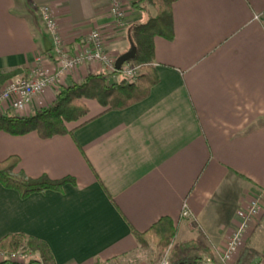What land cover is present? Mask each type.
<instances>
[{
	"label": "crops",
	"instance_id": "0c3cea01",
	"mask_svg": "<svg viewBox=\"0 0 264 264\" xmlns=\"http://www.w3.org/2000/svg\"><path fill=\"white\" fill-rule=\"evenodd\" d=\"M132 2L122 0L118 26L110 0H0V90L38 66L55 71L41 6H50L71 53L99 29L117 59L130 48V26L147 19ZM174 29L173 41L155 39L160 83L146 100L104 113L73 135L0 132V160L18 155V172L74 178L60 191L25 198L0 183V239L40 238L56 264H158L137 258L156 251L141 248L132 228L144 232L169 216L175 242H200L220 259L242 210L264 198V0H178ZM102 72L112 73L99 63L79 66L25 111L3 107L0 114L35 115L52 105L61 86ZM88 106L84 120L103 111L95 101ZM184 206L191 218L182 216ZM261 217L235 264L264 238Z\"/></svg>",
	"mask_w": 264,
	"mask_h": 264
},
{
	"label": "trees",
	"instance_id": "16d2710c",
	"mask_svg": "<svg viewBox=\"0 0 264 264\" xmlns=\"http://www.w3.org/2000/svg\"><path fill=\"white\" fill-rule=\"evenodd\" d=\"M177 1L133 0L132 7L147 17L144 22L131 25L127 33L130 45L133 42L137 47V55L131 62L139 65L142 70L136 81L129 82L123 77L113 81L111 76L122 74L121 70H113L111 74L90 73L80 82L61 86L52 105L35 115L20 116L12 111L0 114V132L11 135L37 132L42 139L73 135L78 128L104 113L125 110L146 100L152 89L160 83L156 67L155 39L157 37L169 41L175 39L174 4ZM88 101H96L103 111L84 120L90 113ZM20 161L18 155L0 160V183L5 188L18 191L22 198L35 192L52 189L60 191L65 184L74 181L72 177L63 179H52L47 175L29 177L17 171ZM132 234L141 248L155 246L161 252L169 248L170 264H204L202 257L191 261L185 259L186 252L195 247H200L215 260L213 252L200 242H175L177 227L169 216L160 218L144 232L132 228ZM17 253H30V256L27 255L24 261L5 258L0 264H56L50 246L40 238L25 233H9L0 239V254L10 256ZM263 258L264 250L261 255L251 258L248 264H262ZM109 264L123 263L117 259Z\"/></svg>",
	"mask_w": 264,
	"mask_h": 264
},
{
	"label": "built area",
	"instance_id": "2783aa9c",
	"mask_svg": "<svg viewBox=\"0 0 264 264\" xmlns=\"http://www.w3.org/2000/svg\"><path fill=\"white\" fill-rule=\"evenodd\" d=\"M110 1V11L115 18L116 24L122 26L125 19L122 0ZM40 12L52 44L51 54L52 62L55 64V71L49 73L42 66H38L27 76H17L10 79L0 90V108L5 107L7 110L15 112L25 111L36 95L42 93L46 88L58 86L64 81L67 74L88 63H99L106 69L111 70V72L116 70L115 60L106 46L102 31L93 29L83 37L77 51L71 53L59 33L57 22L50 6H41ZM140 69L139 65L128 62L122 66V75L127 81L134 82L137 80ZM260 211L261 205H259L257 199L250 202L242 210L241 223L232 233L226 243V247L222 250L220 261L206 257L203 263L235 264V260H237L251 232L252 224L261 216L262 212ZM182 216L185 218L192 217L187 206H184ZM158 264H170V251H167Z\"/></svg>",
	"mask_w": 264,
	"mask_h": 264
},
{
	"label": "rangeland",
	"instance_id": "374dc122",
	"mask_svg": "<svg viewBox=\"0 0 264 264\" xmlns=\"http://www.w3.org/2000/svg\"><path fill=\"white\" fill-rule=\"evenodd\" d=\"M43 21V20H42ZM44 23V22H43ZM46 32H47V30H46ZM47 34H48V32H47ZM51 42V41H50ZM52 45V44H51ZM106 46H107V44H106ZM130 47H131V45H130ZM130 49V48H129ZM128 49V50H129ZM127 50V51H128ZM126 51V52H127ZM51 53H52V51H51ZM51 61H52V54H51ZM119 57V56H118ZM114 60H115V62H116V60L117 59H115L114 58ZM131 62V61H130ZM128 63V62H127ZM134 65H137V64H135V63H133ZM121 71H122V68H121ZM140 71H142V70H140ZM141 73V72H140ZM140 73H139V75H140ZM123 76V75H122ZM124 78V77H123ZM7 84V83H6ZM96 102V101H95ZM96 104H98L97 102H96ZM257 200L259 201V205H261V211L260 212H262L261 213V220H260V225H262L263 223H264V198H257ZM256 219V218H255ZM251 244V243H250ZM249 244V245H250ZM150 248V247H149ZM151 248H153V250H155L156 252L155 253H153V252H150V250L149 251H147V253L144 255H138L137 256V258L138 259H148V261L149 260H153V259H155L156 260V262H158L159 263V261L162 259V257L163 256H165V254L167 253V251H170V249L168 248L166 251H164V252H161L157 247H155V246H151ZM144 249V248H143ZM146 249H148V248H146ZM197 249H200V248H198L197 247ZM264 250V238L261 240V242H256V244L255 245H252V246H250V248H248V249H246V251H245V254H244V256L242 257V260L241 261H239L238 262V264H248L249 262H250V259L251 258H253V256H256V255H261V253H262V251ZM202 252H204L205 254H206V251H202ZM251 254V255H250ZM27 255L28 256H30V253L29 254H24V253H17V254H12V255H10V256H5L4 254H0V261H2V260H4L5 258H9L10 260H12V261H24L25 259H26V257H27ZM218 255V254H217ZM204 257V256H203ZM195 258H197V255H196V252L194 251V250H188L187 252H186V255H185V259H187V260H189V261H191V260H194ZM204 258H206V257H204ZM220 258V257H219ZM133 259H135V258H133ZM264 259V258H263ZM219 260V259H218ZM220 261V260H219ZM121 263L123 262V261H120ZM155 263V262H154ZM124 264V263H123Z\"/></svg>",
	"mask_w": 264,
	"mask_h": 264
},
{
	"label": "water",
	"instance_id": "95a60500",
	"mask_svg": "<svg viewBox=\"0 0 264 264\" xmlns=\"http://www.w3.org/2000/svg\"><path fill=\"white\" fill-rule=\"evenodd\" d=\"M50 45H51V42H50ZM51 48H52V45H51ZM136 55H137V47L134 45L133 42H131L130 49L127 52L121 54L117 58V60L115 62L116 70H121L122 66L125 63L132 61L135 58Z\"/></svg>",
	"mask_w": 264,
	"mask_h": 264
}]
</instances>
